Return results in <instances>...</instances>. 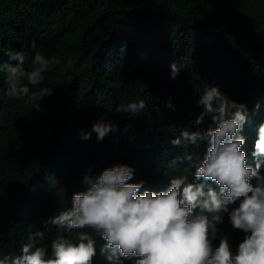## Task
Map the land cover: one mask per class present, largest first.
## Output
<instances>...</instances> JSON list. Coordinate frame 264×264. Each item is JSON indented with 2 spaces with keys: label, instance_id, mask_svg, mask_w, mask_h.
Segmentation results:
<instances>
[{
  "label": "trees",
  "instance_id": "trees-1",
  "mask_svg": "<svg viewBox=\"0 0 264 264\" xmlns=\"http://www.w3.org/2000/svg\"><path fill=\"white\" fill-rule=\"evenodd\" d=\"M37 51L59 61L41 85L29 86L30 94L53 89L39 111L28 97L10 98L6 83L17 57L30 71ZM206 87L246 105L242 150L254 166L264 124V0H0V259L19 255L36 231L49 254L57 235L77 242L80 230L45 221L86 190V176L113 165L133 168L129 183L144 182L141 192L167 190L181 174L194 182L208 144L184 145L181 133L211 126L207 116L195 123ZM139 100L147 104L140 114L117 111ZM98 123L115 131L98 140ZM178 137L182 144L173 145ZM218 227L235 250L243 233L227 214ZM83 231L96 239L93 264H109L99 250L105 242Z\"/></svg>",
  "mask_w": 264,
  "mask_h": 264
},
{
  "label": "clouds",
  "instance_id": "clouds-1",
  "mask_svg": "<svg viewBox=\"0 0 264 264\" xmlns=\"http://www.w3.org/2000/svg\"><path fill=\"white\" fill-rule=\"evenodd\" d=\"M31 46L35 48V42ZM17 61L7 70V95L28 97L39 111V101L52 95L53 89L39 88L30 94L29 86L41 85L45 74L59 61L47 59L39 51L34 54L30 71L22 67L23 55ZM178 72L173 64V79ZM198 104L203 111L195 123L201 124L207 116L211 126L203 133H181L184 145H196L201 140L208 144L205 157L195 168L194 182L181 174L171 180L167 190L141 192L144 182L129 183L134 169L122 164L104 169L98 177L86 176V190L74 193L70 207L45 221L65 232L80 230L77 242L57 235L50 243L49 254L48 247L37 243L45 233L36 231L22 245L19 255L5 256L0 264H93L96 239L84 229L92 230L105 242L99 250L109 264H124L126 260L133 264H264V176L260 174L264 124L258 127L252 152L255 165L250 166L242 150L246 141L240 134L247 120L246 105L229 99L217 87H206ZM146 107V102L139 100L121 105L117 111L136 115ZM92 131L103 140L115 126L98 123ZM90 136L87 133L83 138ZM172 144L181 145V138ZM224 214L232 228L243 233L235 250L218 227Z\"/></svg>",
  "mask_w": 264,
  "mask_h": 264
}]
</instances>
